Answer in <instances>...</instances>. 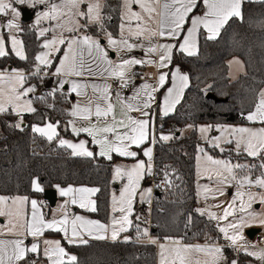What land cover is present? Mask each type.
<instances>
[{
	"label": "snow or ice",
	"instance_id": "snow-or-ice-1",
	"mask_svg": "<svg viewBox=\"0 0 264 264\" xmlns=\"http://www.w3.org/2000/svg\"><path fill=\"white\" fill-rule=\"evenodd\" d=\"M255 3L264 4V0H120L116 9L119 32L114 34L106 27L112 16L105 15L109 7L105 0H0V29L7 31V37L0 34V58L14 55L29 63L27 71L0 67V116L17 118L16 122L7 123V127L23 132L25 114L38 112L35 102L54 108V103H48L49 97L55 101L59 94L60 99L69 100L74 94L78 99L66 113L71 117L67 125L73 136L80 137L83 133L90 140L73 142L62 138L58 131L61 122L46 120L43 113L41 124L29 126L31 132L49 144L56 141V146L70 150L68 154L73 158L99 157L111 162L116 156L132 161L130 165L113 167L110 183L120 187L110 192L107 223L69 210L75 206L84 212H98L94 197L101 193L100 187L56 185L59 196L65 200L51 218H47L37 199L28 195H0V217L7 221L0 227V237H14L0 238V264H80L77 255L66 245L87 246L93 240L129 243L133 242L132 238L125 235L121 241V234L132 229L136 232L135 243L146 241L158 248V264H238L236 259H228L226 248L243 251L264 264V249L254 250L256 245L250 244L244 235L246 228L264 227V209L253 208L254 204L264 205V85L256 92L254 103L241 113L248 125L207 124L198 128L187 125L188 129L199 132L205 144L196 146L195 157L196 195L205 206L195 212L217 222L225 244L214 241L187 244L182 237L171 236L161 242L153 237L149 227L141 228V224L150 221L135 212L137 203L151 205L154 198L153 187H145L143 182L155 180L160 172L154 169L155 146L180 138L172 131L164 134L163 123L157 124V117L166 118L176 111L190 87L189 75L173 65L174 55L198 56L201 38L217 41L232 24L250 19L244 13V5ZM17 5L36 9L31 27L41 42L40 51L31 57L20 38L25 29L21 25L22 9ZM37 6L43 7L37 9ZM44 22L49 26L43 27ZM93 26L106 43L89 34ZM133 39L136 43L130 42ZM141 41H147V46ZM136 48L154 58L126 55ZM110 53H116L117 59H112ZM231 63L240 64V61ZM137 65L155 67L154 82H148L152 77L142 76L144 82L136 86L133 77L137 73L132 69ZM92 78L103 79L104 83H90ZM33 79L40 84L52 79L54 86L46 96L39 95L38 84L32 83ZM110 80L118 87L114 89ZM169 83L171 86L166 88ZM122 89H130L131 95L123 94ZM161 89L165 90L162 102L157 98ZM77 121L86 123L78 126ZM212 132L218 135H210ZM90 145L98 151L94 152ZM207 149L252 159L248 163L234 162L214 157ZM256 172L259 174L255 175ZM181 179L175 170L170 172L169 166H164L162 179L154 186L165 191L179 188L175 181ZM199 180L206 183L200 184ZM230 187L236 190L226 207L222 203L207 204L209 199L226 196ZM30 188L33 193L44 191L39 175L30 179ZM211 208H223L222 214ZM193 223V214L189 212L185 228ZM46 234H61V238H49ZM29 237L31 241L26 243Z\"/></svg>",
	"mask_w": 264,
	"mask_h": 264
},
{
	"label": "trees",
	"instance_id": "trees-1",
	"mask_svg": "<svg viewBox=\"0 0 264 264\" xmlns=\"http://www.w3.org/2000/svg\"><path fill=\"white\" fill-rule=\"evenodd\" d=\"M108 8L105 15L112 19L106 21L109 31L116 34L119 25V13L116 10L120 0H105ZM244 13L250 19L244 23H234L226 32H222L217 41H205L199 44V54L187 57L183 54L174 55L173 64L182 66L190 77V87L186 89L184 99L177 105L176 111L169 117H157V124L163 123V132L168 134V127L175 125L172 132L178 134L179 139L167 143L157 144L154 148V169L160 172L154 181L161 180L164 166L182 179L175 181L179 188L165 191L163 188L153 187L154 198L148 208L150 232L161 242L171 236L183 238L184 243L205 244L216 242L222 244L217 227L205 216L200 217L195 212L197 203L195 180L196 146L200 142L197 131L190 129L182 134L181 130L187 125L199 124H247L241 113L246 112L256 98V92L264 85V4H245ZM231 23V22H230ZM25 29L20 38L26 45V51L31 57L40 50V39L28 23H23ZM227 27V26H226ZM90 32L97 31L91 27ZM237 57L242 60L245 73L237 80L228 78L227 60ZM13 66L29 69V63L20 61L13 55L0 58V67ZM48 79L38 84V94L47 95L53 87L47 85ZM209 86H211L209 88ZM210 93L220 100L214 102L206 99ZM70 100L60 99L57 94L55 101L48 98V103H54V108H48L44 103L35 102L38 109L35 114H25L23 132L7 127V123L16 122L15 116H0V195H28L37 200H43V192L33 193L30 179L34 175L41 177L45 190L60 186H95L102 189L95 199L98 201L99 211L86 213L91 218L106 223L109 216L110 192L115 184H111L113 161L109 162L97 157L95 160L73 158L68 151L56 146V141L49 144L45 139L31 132L32 124H41V114L45 119L53 122L60 121L58 129L61 137H70L67 128L66 114L70 109ZM67 128V130H65ZM214 156L233 158L227 152L207 149ZM174 179V176L172 177ZM148 180V179H146ZM145 180V181H146ZM192 212L194 223L185 228V218ZM178 213H182L178 215ZM136 234L135 229L129 231ZM206 237H211L209 241ZM133 242L112 243L109 241H90L87 246H67L68 250L77 255L80 264H156V246L146 243ZM229 250V249H228ZM227 250V257L231 258ZM243 254L237 257L238 264H245Z\"/></svg>",
	"mask_w": 264,
	"mask_h": 264
},
{
	"label": "rangeland",
	"instance_id": "rangeland-1",
	"mask_svg": "<svg viewBox=\"0 0 264 264\" xmlns=\"http://www.w3.org/2000/svg\"><path fill=\"white\" fill-rule=\"evenodd\" d=\"M17 7L18 8H21L22 9V14H23V11H30L31 13L33 12V14H34V17L31 19V21L28 23V26H29V28H31L32 29V25L34 24V20H35V11H36V9H30V8H28L26 5H24V6H21V5H17ZM43 6H37V9H41ZM21 25H23L22 24V17H21ZM43 27H48L49 25H48V23L47 22H44L43 23V25H42ZM33 30V29H32ZM0 34H4L5 35V37H7V31H6V29H0ZM89 34H93V35H96L97 36V38H100L101 39V41H102V43H106V40H104V38H103V36L98 32V30L95 32V31H91ZM51 34L49 33V36H50ZM40 51V50H39ZM111 54H114V53H110V55ZM14 56V55H13ZM17 58V57H16ZM6 67H9V68H15V67H11V66H6ZM20 69H22V68H20ZM50 80L51 79H48V81H47V85L49 84V85H51V82H50ZM203 125H207V124H199V125H197V128L199 127V126H203ZM226 125H233V126H243V125H248V123L247 124H226ZM190 129H188L187 128V126L186 127H184L182 130H181V133L182 134H186V133H188V131H189ZM210 135H218V133H215V132H212V133H210ZM197 137H198V140H199V142H200V145L201 146H205V144H204V141L203 140H201L200 139V134H199V132L197 131ZM219 151V150H218ZM225 152H227V151H225ZM228 153V152H227ZM229 154V153H228ZM233 155V158H229V159H232L234 162H240V163H248L249 161H251V159L252 158H247V157H237L236 155H235V153H232ZM196 155H197V153H196ZM212 155V154H211ZM214 156V155H213ZM196 157V156H195ZM214 157H217V158H228V157H222V156H214ZM132 163V161H129V162H118L116 165H130ZM113 166H115L114 164H113ZM259 173L258 172H256L255 173V175H258ZM195 180H196V185H197V182H198V178H197V176H196V159H195ZM160 180H157V181H155V183L153 182V184L155 185L156 183H158ZM199 183L200 184H204V183H206V181H204V180H199ZM115 186H118V188H117V190L119 189V187H120V184H115L114 185V187L113 188H116ZM143 186H145V187H149V186H152V183H151V179H148V180H146V181H144L143 182ZM153 187V186H152ZM113 190V189H112ZM111 190V191H112ZM235 188L234 187H230V188H228L227 189V194H226V196H224V197H219L217 200H211V199H209L208 201H207V204L208 205H212V204H216V203H222L223 205H224V207H226L227 206V202L228 201H230V199H231V196L232 195H234V193H235ZM117 194H118V191H117ZM197 196V195H196ZM64 198H59L57 201H56V203H55V205L53 206V207H50L48 204H47V202L46 201H44V200H42V203H44L43 205V207H44V211H45V214H46V216H47V218H51V216H52V214L53 213H57L58 212V209H59V207H60V205L64 202ZM148 204H140V203H137L136 205H135V212L137 213V214H140L142 217H144V218H146L147 220H148V214H149V208H148ZM205 206V202L201 199V198H199V197H197V203H196V207H195V209H197V208H201V207H204ZM253 208L256 210V211H260L261 209H264V205H259V204H254L253 205ZM211 211H214V212H216L217 214H222V211H223V208H211ZM49 216V217H48ZM205 217L208 219V217L205 215ZM108 219H110V216H108ZM133 219H134V217H133ZM229 219L231 220L232 218L231 217H229ZM0 221H5V224L7 223V221H6V219L5 218H3V217H0ZM149 221V220H148ZM214 224H215V226L217 225V222L216 221H212ZM224 223H227V222H221V224H224ZM0 225H2V223L0 222ZM144 227H149L150 228V224H141V228H144ZM217 227V226H216ZM250 229H258L260 232L254 237V239H252V240H250V239H248V237L246 236V232L248 231V230H250ZM217 230H218V228H217ZM219 232V231H218ZM220 234V233H219ZM125 235H127V236H129V237H131V238H133L132 237V235H130L129 234V232L128 233H122L121 234V240L123 239V236H125ZM244 235H245V239L250 243V244H255L256 245V249H254V250H260V249H264V237H263V235H264V227H261V226H259V225H254V226H252V227H250V228H246L245 230H244ZM220 238H221V242H222V244H225L226 242L223 240V237H222V234H220ZM187 244H196V243H187ZM201 245H203V244H201ZM229 249H231V248H229ZM226 250H228L227 248L225 249V255H226ZM157 253H158V248H157V252H156V263L158 264V256H157ZM243 254L244 255H246L244 252H243ZM245 258V257H244ZM252 259H249V260H246L245 261V264H261V262L260 261H258V260H256V258L255 257H251ZM229 260H231L230 258H228Z\"/></svg>",
	"mask_w": 264,
	"mask_h": 264
},
{
	"label": "crops",
	"instance_id": "crops-1",
	"mask_svg": "<svg viewBox=\"0 0 264 264\" xmlns=\"http://www.w3.org/2000/svg\"><path fill=\"white\" fill-rule=\"evenodd\" d=\"M135 10H139L138 8H136ZM30 12V11H29ZM31 13V12H30ZM31 19L34 17V14H33V12L31 13ZM31 19H30V21H31ZM29 21V22H30ZM29 22H22V24L23 23H29ZM119 23H120V19H119ZM119 26V25H118ZM35 31V30H34ZM109 31V30H108ZM118 32H119V27L117 28V32H116V34H118ZM35 33H36V31H35ZM89 33H90V31H89ZM36 35H37V33H36ZM130 42L131 43H136V41L133 39V40H130ZM160 42H168L167 40H161ZM173 43H175V41H172ZM141 43H143L144 45H145V47L147 46V44H148V42L147 41H141ZM127 56H130V57H136V58H144V59H148V58H154V56L153 57H148V56H145V53L141 50V49H139V48H136V49H133V51L132 52H130V53H127L126 54ZM111 56V58L112 59H114V60H116L117 59V54L116 53H114V54H111L110 55ZM234 60H239L240 61V64H237V63H231L232 61H234ZM174 66H179L180 68H181V70L183 71V72H185V73H187L186 71H185V69L182 67V66H180L179 64H173ZM241 65H243V66H241ZM8 66H10V65H8ZM12 67V66H11ZM227 67H228V71H227V74H228V78H229V80L230 81H235V80H237L241 75H243L244 73H245V67H244V64H243V62H242V60L241 59H239V58H237V57H233V58H230V59H228L227 60ZM26 71V70H25ZM132 71L133 72H136L137 73V75L135 76V77H133V81H134V84L136 85V86H139L141 83H143L144 81L141 79V77L143 76V77H145V78H148V77H152V79H149V81L148 82H154V80H155V75H156V73H157V69L155 68V67H153V66H139V65H137V66H135L133 69H132ZM164 71H167V69H165ZM50 82H51V85L52 86H54V84H53V80L51 79L50 80ZM89 82L90 83H98V84H103L104 83V80L103 79H99V78H92V79H90L89 80ZM109 83H111V80L110 81H108ZM171 85H170V83L169 84H166V88L167 87H170ZM67 89H68V86H66V91H67ZM89 91V94H91V89H89L88 90ZM165 90L164 89H161V93H158L157 94V98H158V101H160V102H162V93L164 92ZM37 93H38V91H37ZM125 95H131V90L129 89V91L127 92V93H125ZM78 98L77 97H75V95L73 94L72 96H71V100H70V107H71V103H74L76 100H77ZM69 119H71V117H69L68 119H67V121L69 120ZM86 122H84V121H77V125L78 126H80V125H82V124H85ZM67 128L69 129V133L71 134V136L70 137H62V138H65V139H68V140H72L73 142H77L78 140H80V139H88V140H90V137H87L86 136V134H81L80 135V137H75V136H73L72 135V133H71V127L70 126H68L67 125ZM90 147L92 148V150L95 152V151H98V149H96V147L94 146V145H90ZM70 151V150H69ZM114 157H116V156H114ZM142 158V157H141ZM106 160V159H105ZM129 161H131V160H128V159H125V158H121V157H117V159L115 160V162H114V165H116L118 162H129ZM114 167V166H113ZM113 171V170H112ZM111 177H112V175H111ZM66 187V186H65ZM79 187V186H78ZM116 188H112V189H117L118 188V186H115ZM111 189V190H112ZM55 191H56V195H57V200L59 199V198H63V197H60L59 196V194H58V191L56 190V187H55V189H54ZM30 198H32V199H37V198H35V197H30ZM65 199V198H64ZM56 200V201H57ZM39 201V200H38ZM40 203H41V205H42V211L45 213V211H44V203H42V201H39ZM28 212H29V216H30V206L28 207ZM70 212H74V213H78V214H82V215H85L86 217H88V218H90V219H93V218H91L88 214H86V213H88V212H84L83 210H80V209H78V208H76L75 206H71L70 207ZM49 217V216H48ZM109 221V219L107 220V222ZM1 223H2V225H0V227H2L3 225H5V221H0ZM106 222V223H107ZM260 232V231H259ZM46 235H49V234H46ZM257 235V234H256ZM255 235V236H256ZM254 236V237H255ZM132 240L133 239H135L136 238V234H134V235H132ZM254 237H253V239H254ZM263 237H264V235H263ZM0 238H3V239H12V238H14V237H11V236H6V237H0ZM49 238H54V239H60L61 238V234H50L49 235ZM249 239V238H248ZM252 240V239H251ZM30 241H31V237H29L28 238V240H26V243H30ZM94 241V240H93ZM122 241V240H121ZM109 242H111V241H109ZM147 243V242H146ZM227 249H229V248H227ZM156 252H157V247H156ZM228 252H229V254L231 255V258L230 259H236L237 260V257H238V255L239 254H243V251H241V252H236V251H233L232 249H229L228 250ZM244 255V254H243ZM226 256H227V250H226ZM244 257L246 258L245 259V261L246 260H249V259H252L251 257H249V256H247V255H244ZM157 260V259H156ZM157 264V263H156Z\"/></svg>",
	"mask_w": 264,
	"mask_h": 264
},
{
	"label": "water",
	"instance_id": "water-1",
	"mask_svg": "<svg viewBox=\"0 0 264 264\" xmlns=\"http://www.w3.org/2000/svg\"><path fill=\"white\" fill-rule=\"evenodd\" d=\"M31 16L32 15L29 11H23L22 22H29L31 19ZM206 99L213 100L214 102L220 101L217 98H215L213 95H211L210 93L206 95ZM176 136H178V134ZM43 200L46 201L50 207H53L57 200L56 191L54 189L43 191ZM258 233H259L258 229H250L246 232V236L251 240Z\"/></svg>",
	"mask_w": 264,
	"mask_h": 264
},
{
	"label": "built area",
	"instance_id": "built-area-1",
	"mask_svg": "<svg viewBox=\"0 0 264 264\" xmlns=\"http://www.w3.org/2000/svg\"><path fill=\"white\" fill-rule=\"evenodd\" d=\"M111 83L113 84V88H114V89H115L116 87H118V84H117L116 82L111 81ZM121 91H122L123 94H125V93H127V92L129 91V89H122ZM175 128H177V126H175V125H170V126L168 127L169 131H173ZM153 182L155 183V181H154L153 179H151L152 186L154 187ZM250 190H252V191H259V190H257V189H250Z\"/></svg>",
	"mask_w": 264,
	"mask_h": 264
}]
</instances>
